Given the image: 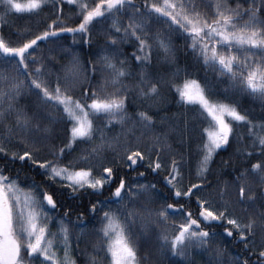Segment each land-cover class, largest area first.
Instances as JSON below:
<instances>
[{"label":"snow or ice","instance_id":"obj_1","mask_svg":"<svg viewBox=\"0 0 264 264\" xmlns=\"http://www.w3.org/2000/svg\"><path fill=\"white\" fill-rule=\"evenodd\" d=\"M41 13L37 33H18L15 45L0 36V264H79L74 253L86 235L95 239L85 242L84 264H143L138 221L144 229L165 225L158 244L169 264H196L194 253L202 264H264V211L237 214L242 205L264 208V0H237L235 7L229 0H0V22ZM97 28L105 39L93 50ZM174 40L203 77L190 78L187 67L183 80L178 67L167 78L159 73L156 64H177ZM164 87L201 118L187 160L163 159L166 134L145 139L156 124L151 104L128 111L129 95L154 101ZM25 95L38 103L19 106ZM237 96L258 100L259 115ZM116 125L121 131L106 135ZM53 126L60 128L55 137ZM233 144L221 161L231 179L205 193L215 157ZM233 156L250 167L234 166ZM25 167L33 176L21 177ZM148 175L151 182H138ZM157 184L174 203L151 207ZM170 217L179 222L169 225Z\"/></svg>","mask_w":264,"mask_h":264},{"label":"trees","instance_id":"obj_2","mask_svg":"<svg viewBox=\"0 0 264 264\" xmlns=\"http://www.w3.org/2000/svg\"><path fill=\"white\" fill-rule=\"evenodd\" d=\"M232 7H235L237 0H229ZM199 3V0H197ZM247 6V5H245ZM65 13L69 11L68 7L65 6ZM48 9H45V13ZM210 11V9H209ZM45 13H41L40 16H29L26 14H16L8 17L7 22H0V36H3L5 40H10L15 45L16 41L19 39L18 33L22 34L25 30L31 29L32 33H37L38 31L42 30L44 25L40 23V20L43 18ZM126 22V18H125ZM242 22V21H241ZM74 26V25H73ZM25 39L31 38L30 36L24 37ZM67 39L70 41L71 36H68ZM104 36L99 32V29L93 30V44L92 49L95 50L98 45H102L104 42ZM174 44L177 46V64L173 67H169L168 65H161L156 64L154 60V64H156V68L159 70L161 75H164L166 78L170 77V74L175 71L178 67L181 69L179 79H184V69L187 67L189 73H191L190 78H199L204 76V71H199V77L196 75V68L190 66L191 57L186 54L182 47V41H175ZM45 45H41V48H44ZM39 53V50H37ZM82 56L84 60L89 58L88 49L85 48L82 52ZM94 58V57H93ZM186 58L189 61L186 64ZM6 66L0 65V70H5ZM138 71V70H137ZM99 78V77H98ZM209 85L215 86L216 81L211 72L208 75ZM219 87L223 89L225 87L224 84H220ZM239 103L242 108L253 110L255 115H259L261 109L259 101H253L251 97L248 96H237ZM38 103L37 98L35 95H25L22 96L18 104L19 106L23 107L25 105H36ZM128 104L130 105L128 111L129 113L135 111H143L145 108L148 107L149 104L152 105L151 110L149 112L150 115H154V120L156 122L155 127L145 133V139H148L153 132L159 134H166V143L169 146L168 149L162 153V157L166 162H170L171 159L175 158L180 160L181 156L184 157L185 160L189 158V149H195V146L199 140V129L202 127L201 118L199 114L191 108H185L184 106L180 105L174 95V90H169L167 87L161 89L160 96L156 97L154 101L144 102L139 99L135 93L129 95ZM161 117H166L167 119L161 121ZM98 126L102 127L103 125L101 122H97ZM187 125V128H186ZM60 131L58 126H53L51 135L53 137ZM121 131L120 125H116L110 132H106V135L113 136ZM245 130L243 128L238 129V132L243 133ZM184 133L182 136L181 134ZM99 136V133L97 134ZM191 136V144L188 142V137ZM86 147V145H79L77 147V151L81 148ZM235 144H233L232 148H229L227 152H221L219 155L215 157V162L211 165L209 173L206 174V180L203 181L204 183L210 184L212 187L205 189V193H213L214 190L218 185L222 186L225 180H230L231 177L226 173L231 172V166L225 167L221 161L227 160L229 154L234 151ZM251 151V149H249ZM251 162H256V158L254 157ZM232 164L234 166H238L241 169L244 167H250V164H245L243 157L237 158L235 156L232 157ZM15 167H19V164L15 165ZM137 171H143V169H138ZM195 171V160L193 158V173ZM185 179L184 184L187 185L189 181V177L187 175V165H185ZM7 174V172H6ZM25 174L28 176H33V173L28 172L27 168L25 167L24 171L21 172V177ZM164 173H162L163 175ZM131 176H135L136 173H130ZM36 180H40L41 177L35 176ZM153 177L148 175L146 179H141L139 181L142 182H151ZM249 180L253 181L254 183L257 182V178L253 176H249ZM135 181V180H133ZM132 181V182H133ZM192 183H199L200 181L196 179L191 180ZM23 186V185H22ZM157 189L159 190L160 197L156 200L154 204L151 205L153 208H158L162 203H174L173 200L169 199L165 201L163 199L164 196L168 195L166 189H164L160 184H157ZM105 195H108L105 192ZM143 199V197L141 198ZM196 197H192V200L195 201ZM138 206V205H137ZM129 207H132L130 205ZM63 211V208L60 209ZM264 211V208H261L258 203L248 205V206H238L237 207V214L241 217L247 219L249 216H259V213ZM72 219L75 220V213H73ZM176 219L179 222L178 218L170 217L168 224L172 223V220ZM259 225V220H258ZM92 227L91 224L87 225V229ZM86 229V230H87ZM165 229V225L160 224H152L149 228L144 229L141 227V222H137L134 231H137L138 240H139V255L142 258H146L143 260V264H169V257L162 256L159 253V244H158V235L161 231ZM169 232L172 231L171 227L167 229ZM79 229H76V232H79ZM257 233L259 236L260 228L257 227ZM94 236H84L80 240L79 249L80 251L75 252L74 254L79 257V264H84L85 253L84 249L86 246V241L94 240ZM75 236L73 237V244L75 247ZM220 247H227L226 244H221ZM235 245L229 248V251L235 254ZM90 251V247H89ZM196 261V264H202V257L201 255L194 253L191 257ZM172 259H179V258H172Z\"/></svg>","mask_w":264,"mask_h":264},{"label":"rangeland","instance_id":"obj_3","mask_svg":"<svg viewBox=\"0 0 264 264\" xmlns=\"http://www.w3.org/2000/svg\"><path fill=\"white\" fill-rule=\"evenodd\" d=\"M137 181H133V183H136ZM139 183H147V182H142V181H138ZM25 264H38V262H30V261H25Z\"/></svg>","mask_w":264,"mask_h":264}]
</instances>
